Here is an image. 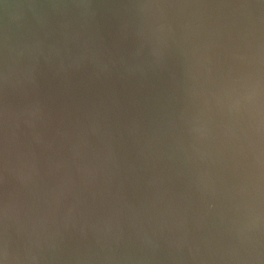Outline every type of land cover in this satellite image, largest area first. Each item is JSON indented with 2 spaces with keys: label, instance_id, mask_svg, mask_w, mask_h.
Returning <instances> with one entry per match:
<instances>
[{
  "label": "clouds",
  "instance_id": "clouds-1",
  "mask_svg": "<svg viewBox=\"0 0 264 264\" xmlns=\"http://www.w3.org/2000/svg\"><path fill=\"white\" fill-rule=\"evenodd\" d=\"M130 7L135 17L130 30L147 46L140 73L176 69L185 99L180 124L191 140L187 159L203 162L202 149L211 155L218 129L226 130L221 145L240 169L229 189V211L237 215L223 216L237 240L229 258L237 264H264V0H138ZM70 69L61 65L58 78H69ZM25 84L19 105L2 113L5 171L24 188L38 187L45 175L54 183L39 206L25 211L13 198L0 209V264H37L46 252L56 258L69 238L83 244L90 234L99 251L75 258L119 264L125 258L119 254L125 241L119 214L115 209L97 212V201L102 205L113 194L119 169L110 132L99 119H88L57 130L52 138L39 135L37 125L53 119L52 101L33 74L26 75ZM22 128L34 138L26 145L20 141ZM89 130L99 139L91 151L85 138ZM57 139L66 155L55 152ZM43 153H49L47 159ZM207 180V173H201L202 192ZM189 222L186 206L169 196L161 179L134 225L143 258L154 254L162 240L170 248L188 243ZM180 230L183 235L175 239ZM20 236L26 240L23 255L13 247L14 237Z\"/></svg>",
  "mask_w": 264,
  "mask_h": 264
},
{
  "label": "water",
  "instance_id": "water-1",
  "mask_svg": "<svg viewBox=\"0 0 264 264\" xmlns=\"http://www.w3.org/2000/svg\"><path fill=\"white\" fill-rule=\"evenodd\" d=\"M138 0H0V209L15 199L25 211L41 205L54 183L43 176L38 187L24 188L5 171L3 117L6 107L18 106L26 87L25 77L33 74L52 101L53 119L38 124L45 138L57 130L78 127L88 119H99L110 132L119 169L113 194L97 212L115 209L125 241L119 264H237L229 253L237 247L224 215H237L231 208L229 189L240 178L231 154L222 147L225 129H218L217 147L203 162L187 159L191 140L184 135L180 115L185 99L178 90L176 69L170 66L158 74L142 75L138 65L147 46L133 31L130 7ZM61 65H71L69 78L60 80ZM22 128L20 141H33ZM90 151L99 139L85 132ZM57 154L66 155L57 139ZM49 153H43L47 159ZM243 165L247 160H242ZM207 173V187L201 191V173ZM163 180L171 198L184 204L190 217L188 243L170 248L166 240L148 258H143L135 235L139 214L154 199L155 184ZM211 205V206H210ZM194 218L199 227L192 225ZM3 226L0 224V240ZM183 230L174 234L180 239ZM264 241V237H261ZM24 237H14L13 247L23 255ZM199 252L196 253V247ZM99 251L90 234L81 244L69 238L64 252L40 256L37 264H103L98 259L77 260V255ZM2 259V257H0ZM14 264V262H9Z\"/></svg>",
  "mask_w": 264,
  "mask_h": 264
}]
</instances>
